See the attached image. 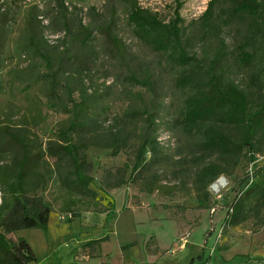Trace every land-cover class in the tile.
Wrapping results in <instances>:
<instances>
[{"label":"rangeland","instance_id":"1","mask_svg":"<svg viewBox=\"0 0 264 264\" xmlns=\"http://www.w3.org/2000/svg\"><path fill=\"white\" fill-rule=\"evenodd\" d=\"M209 1L137 0L164 23L178 10L182 44L204 69L223 39L227 49L219 72L245 91L254 107L258 93L250 78L261 71L260 53L248 66L239 62L235 47L242 41L241 20L223 27L218 37L202 28ZM0 4L8 16L0 39V192L20 154L14 142L1 136L8 128L31 142L35 161L27 190L51 208L46 232L20 230L8 239L23 238L34 264H264V205L256 192L244 196L239 224H222L240 179L251 172L254 183L264 186V129L254 144L257 152L243 151L237 158L201 153L200 135L180 126L184 100L192 94L176 86L182 68L169 62V53L152 50L138 37L127 19L129 8L120 0ZM224 7L219 0L215 16ZM29 19L35 35L42 33L56 77L54 91L50 71L29 48ZM81 26L91 34L86 42ZM130 76L148 80L149 86L134 84ZM74 103L82 104V111L70 140L81 146L92 198L67 189L65 172L45 154L47 143L57 141L73 121ZM154 135L157 152L148 153L145 168L130 179L138 146ZM115 136L123 143L113 156L109 146ZM209 164L223 170L216 181L226 182L217 191L211 188L216 181L208 185V202L200 207L204 188L197 175ZM110 201L116 210L109 226L113 233L107 242L85 246L107 234L102 212Z\"/></svg>","mask_w":264,"mask_h":264},{"label":"trees","instance_id":"2","mask_svg":"<svg viewBox=\"0 0 264 264\" xmlns=\"http://www.w3.org/2000/svg\"><path fill=\"white\" fill-rule=\"evenodd\" d=\"M120 1L128 6L127 19L135 27L138 37L152 50L169 53V62L182 68L177 77L176 86L192 89V94L184 100L180 126L187 134L200 135L201 142L198 148L201 153L205 155L215 153L219 157L237 158L243 151L257 152L254 144L264 129V0H223L225 7L217 16L214 10L219 0H210L200 20L202 28L217 37L223 27H231L235 21H242L244 26L242 41L235 47L239 62L248 66L256 59L254 57L257 53H260L261 71L250 78L252 87L258 93L254 107L250 106L246 92L232 82L224 80L219 72L227 49L223 39L219 38L215 56L210 66L204 69L186 52L182 44L180 28L182 18L178 10L174 12L172 20L164 23L155 14L140 7L137 0ZM1 8L0 4V39L8 19ZM32 22V19L27 22L29 48L33 49L45 68L50 71V87L51 91H54L56 77L52 72L51 60L44 51L45 42L42 33L39 31V37L35 35ZM81 28L84 32L82 41L90 40V32L87 33V29L83 26ZM105 33L109 41L118 47L119 42L116 38L108 31ZM129 80L139 86H149L148 80H138L134 76H130ZM81 106L82 104L74 103L73 121L60 132L57 141L47 143L45 154L54 159L65 172L63 184L67 189L80 196L92 198L95 196L89 188L92 178L86 173L85 162L80 155L81 146L72 144L70 140V135L77 127L76 120L81 114ZM224 129H229L230 132ZM1 136L14 142L20 154L12 161V167L8 177L2 182V192H0V264H34L36 258L28 243L23 238L12 241L6 236L20 230L46 232L51 208L41 196L30 195L27 190L28 177L33 174L35 161L31 142L24 136L10 132L8 128L2 130ZM122 143L123 139L118 136L111 140L109 146L112 149L111 155H117ZM157 148L158 142L155 135L147 136L141 141L135 154L130 179L145 168L146 155L148 153L154 155ZM248 159L252 161L253 157L250 155ZM250 173L240 179L236 188L232 189L235 194L228 204L223 225L234 226L243 220L244 196L252 192L257 193L264 205V186L254 183L253 175ZM221 174L223 170L215 164L207 165L198 173L197 180L204 188L200 207H204L209 199L206 188ZM106 205L102 213L105 215L107 234L100 239L88 242L85 246L107 242L113 233L109 226L115 220V203L110 201ZM132 245V243L127 244L122 247V250Z\"/></svg>","mask_w":264,"mask_h":264},{"label":"water","instance_id":"3","mask_svg":"<svg viewBox=\"0 0 264 264\" xmlns=\"http://www.w3.org/2000/svg\"><path fill=\"white\" fill-rule=\"evenodd\" d=\"M219 181H222L223 184H220V185L218 186V189H219L220 186L224 185L225 182H226L225 180H222V179L217 180V181L211 186L212 190H213V186L216 185L217 183H219ZM218 189H217V190H218ZM213 191H214V190H213Z\"/></svg>","mask_w":264,"mask_h":264},{"label":"bare ground","instance_id":"4","mask_svg":"<svg viewBox=\"0 0 264 264\" xmlns=\"http://www.w3.org/2000/svg\"><path fill=\"white\" fill-rule=\"evenodd\" d=\"M220 184H223L222 181H219V183H217L216 185H214V186H213V190H214V191H217L218 186H219Z\"/></svg>","mask_w":264,"mask_h":264},{"label":"built area","instance_id":"5","mask_svg":"<svg viewBox=\"0 0 264 264\" xmlns=\"http://www.w3.org/2000/svg\"><path fill=\"white\" fill-rule=\"evenodd\" d=\"M214 211V209H212V212Z\"/></svg>","mask_w":264,"mask_h":264}]
</instances>
